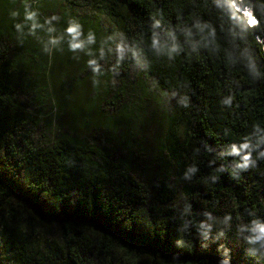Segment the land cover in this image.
<instances>
[{
	"label": "trees",
	"instance_id": "trees-1",
	"mask_svg": "<svg viewBox=\"0 0 264 264\" xmlns=\"http://www.w3.org/2000/svg\"><path fill=\"white\" fill-rule=\"evenodd\" d=\"M148 81L182 100L159 146L178 176L150 187L123 129ZM262 137L264 0H0V264H264L261 241L202 243L229 202L244 236L264 223Z\"/></svg>",
	"mask_w": 264,
	"mask_h": 264
},
{
	"label": "rangeland",
	"instance_id": "rangeland-1",
	"mask_svg": "<svg viewBox=\"0 0 264 264\" xmlns=\"http://www.w3.org/2000/svg\"><path fill=\"white\" fill-rule=\"evenodd\" d=\"M54 8L55 6L53 10ZM63 10L64 9L61 7L54 10L55 16L51 13L46 14L45 17L48 18V24L50 26L53 18L57 20L63 13ZM70 13L73 12L69 11L68 14L70 15ZM97 20L103 31L114 37L113 46L116 50V54L122 55L125 48L122 39L107 20L103 17H97ZM81 36L83 37L82 32L76 33L72 37L74 39L73 44H79L80 40L78 39ZM59 38L61 37L59 36L58 39ZM79 47H81V45ZM139 76L144 79L143 76ZM146 84L148 86V89H146L148 94L143 105L146 109L136 114L137 117H135L134 124L132 121H128L127 125L123 124V129H126L132 141L135 139V142H132L131 146L134 148L139 146L142 148L144 147L143 156L145 158L144 161H140L138 158L140 164H136L137 172L135 173V177L146 187H150L152 180L156 176H168L173 178L178 176L174 164H171V159L167 155L163 154L164 156L160 158L161 161L159 160V156H161V154H159V146L162 142L164 130L167 128L166 119L168 116L172 115L173 105L176 103L180 104L182 100L181 98L179 100V97L175 95L165 94L158 90L152 85L151 81L146 82ZM181 106L184 107L183 104ZM107 110L108 116H111L116 111L112 109L111 106H108ZM182 113L186 115L185 108H183ZM52 116L54 121V113ZM106 121V119H103V122ZM141 124H143L142 128H136V126H140ZM235 210L236 208L233 202H229L223 209L219 210V217H213V219L206 222L205 237L202 239L203 246L207 248L218 247L220 250L226 249L228 250L226 251L227 253L233 250L235 255L238 254V251L243 250L245 254L252 257L254 261H257L260 259L257 243L251 242L249 237L242 234V223L237 217ZM254 249L257 251H253Z\"/></svg>",
	"mask_w": 264,
	"mask_h": 264
},
{
	"label": "clouds",
	"instance_id": "clouds-1",
	"mask_svg": "<svg viewBox=\"0 0 264 264\" xmlns=\"http://www.w3.org/2000/svg\"><path fill=\"white\" fill-rule=\"evenodd\" d=\"M249 11V12H248ZM241 13L243 14L245 21L247 22V24H249L250 27H255L258 24V21L256 19V17L253 15L252 10L250 8H246V10H241ZM31 15L29 14V19H31ZM252 20H255L256 23L253 24L251 23ZM19 27V26H18ZM69 32H74L75 29L72 27L68 28ZM89 40H91V36H89ZM80 45L78 44H73L72 47H79ZM262 140H264V137H262ZM244 148L248 147V144H244L243 145ZM233 152L236 151L235 147L232 149ZM260 156H264V152H261L259 154ZM245 161H247V157L244 158ZM247 164H239L237 165V167H246ZM190 171H194V169H190ZM250 231L251 233H253V235L250 237V241L251 242H256V241H261V248L264 249V223L259 222V221H253L251 227H250ZM253 251H257L256 249H254ZM261 255H264V251H261L260 253ZM220 264H228L227 260H222L220 262Z\"/></svg>",
	"mask_w": 264,
	"mask_h": 264
},
{
	"label": "water",
	"instance_id": "water-1",
	"mask_svg": "<svg viewBox=\"0 0 264 264\" xmlns=\"http://www.w3.org/2000/svg\"><path fill=\"white\" fill-rule=\"evenodd\" d=\"M38 214H40L43 218L45 219H49V220H62L60 218H56V217H49L43 213H41L38 209H36L35 207H33L32 205H30ZM114 234V233H113Z\"/></svg>",
	"mask_w": 264,
	"mask_h": 264
},
{
	"label": "snow or ice",
	"instance_id": "snow-or-ice-1",
	"mask_svg": "<svg viewBox=\"0 0 264 264\" xmlns=\"http://www.w3.org/2000/svg\"><path fill=\"white\" fill-rule=\"evenodd\" d=\"M251 23L255 24V23H256V21H255V20H252V21H251Z\"/></svg>",
	"mask_w": 264,
	"mask_h": 264
},
{
	"label": "bare ground",
	"instance_id": "bare-ground-1",
	"mask_svg": "<svg viewBox=\"0 0 264 264\" xmlns=\"http://www.w3.org/2000/svg\"><path fill=\"white\" fill-rule=\"evenodd\" d=\"M249 12V11H248Z\"/></svg>",
	"mask_w": 264,
	"mask_h": 264
}]
</instances>
